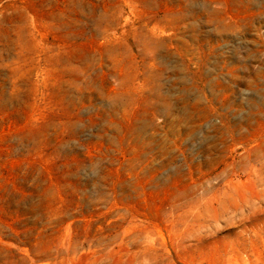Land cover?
I'll return each instance as SVG.
<instances>
[{
  "label": "rangeland",
  "instance_id": "1",
  "mask_svg": "<svg viewBox=\"0 0 264 264\" xmlns=\"http://www.w3.org/2000/svg\"><path fill=\"white\" fill-rule=\"evenodd\" d=\"M0 264H264V0H0Z\"/></svg>",
  "mask_w": 264,
  "mask_h": 264
}]
</instances>
